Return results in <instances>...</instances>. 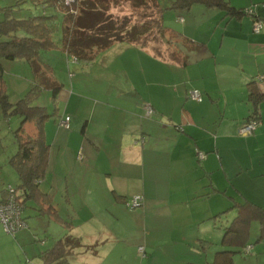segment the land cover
I'll use <instances>...</instances> for the list:
<instances>
[{
  "label": "crops",
  "instance_id": "obj_1",
  "mask_svg": "<svg viewBox=\"0 0 264 264\" xmlns=\"http://www.w3.org/2000/svg\"><path fill=\"white\" fill-rule=\"evenodd\" d=\"M229 3L253 13L228 14L218 5L197 2L189 9H169L162 17L167 24L172 21L167 26L180 38H187L186 46L178 45L181 61L114 41L97 52L115 50L103 62L110 69L101 75L106 88L85 87L68 71L69 87L61 82L51 96L57 105L43 122L48 156L42 182L47 176L61 177L43 189L51 193L57 215H39L48 218L50 234L69 233L85 247L68 255L72 264L211 261L216 250L228 247L216 225L223 214L215 221L212 216L234 200L264 207V27L252 28L254 15L264 21V0ZM198 30L205 34L197 35ZM5 59L17 68L13 72L25 87L31 79L29 63ZM0 65L7 92L6 64ZM247 81L262 94L255 100L260 122L252 132L240 134L255 102ZM191 88L202 92V100L188 97ZM145 104L154 108L152 114L145 115ZM64 115H70L68 127L58 123ZM20 122L21 117L16 124ZM23 126L34 132L28 122ZM198 150L204 157H198ZM134 195L142 197L141 203L126 207L123 200ZM234 213L227 210L225 218ZM249 232L248 244L239 252L264 256L261 221L253 220Z\"/></svg>",
  "mask_w": 264,
  "mask_h": 264
},
{
  "label": "trees",
  "instance_id": "obj_2",
  "mask_svg": "<svg viewBox=\"0 0 264 264\" xmlns=\"http://www.w3.org/2000/svg\"><path fill=\"white\" fill-rule=\"evenodd\" d=\"M33 4L43 8L41 14H31L22 17L12 15L14 3L0 5L4 17L0 19V57L26 60L32 71L33 83L14 102L9 100L4 81L0 73V107L2 114L7 117L16 114L21 117L20 125L13 129L17 142L16 151L9 156V162L17 173V182L14 184V193L19 203L25 206L30 203L38 214L56 216L52 205V195L44 191L41 182L44 179L47 163L48 144L44 140L43 122L53 114L47 111L44 105L36 104L35 98L42 89H50L54 97L60 89L51 74V65L40 57V52L54 46L52 37L53 20L56 14L62 16V35L59 41L60 48L72 57L91 60L100 49L108 47L118 40L132 42L149 49L146 44L154 41L156 46L149 49L154 56L165 60H180L181 54L178 45H187V38H180L169 26L163 23L165 9H189L193 3L218 5L228 14L244 13L245 7H234L229 0H172L169 5L162 6L158 0H153L156 9L153 14H140L133 23L126 15L120 16L110 11L111 6L121 0H31ZM129 1L137 7L147 6L150 0H123ZM21 0H16V3ZM46 7H51L52 13H46ZM57 16V15H56ZM255 18L258 16L254 15ZM259 19V18H258ZM173 44L168 51L167 44ZM2 66L0 65V69ZM264 94V93H262ZM252 85H249V95L253 101L261 98ZM258 101L254 102L253 109L246 116L259 118ZM154 109V108H153ZM32 120L35 131H25L23 124ZM7 189L3 186L0 195ZM123 200L127 205V200ZM128 208H134L127 205ZM234 209V215L227 220L225 212ZM224 217H223V215ZM222 215L216 223L221 228V243L228 247L216 250L214 259L202 263L188 262L187 264H234L232 254L243 251L247 245L249 228L253 220L261 221L264 230V207L249 199L234 200L231 206L214 214V221ZM22 216L25 219L26 216ZM203 241V240H202ZM201 241V242H202ZM200 242V244H201ZM203 247L205 243L201 244ZM80 241L77 237L67 233L54 240L50 247L40 252L43 264H72L68 255L77 247ZM243 247V248H242ZM145 255V254H144ZM143 255V256H144Z\"/></svg>",
  "mask_w": 264,
  "mask_h": 264
},
{
  "label": "rangeland",
  "instance_id": "obj_3",
  "mask_svg": "<svg viewBox=\"0 0 264 264\" xmlns=\"http://www.w3.org/2000/svg\"><path fill=\"white\" fill-rule=\"evenodd\" d=\"M159 3L164 5H169L172 0H158ZM241 3H247L250 0H239ZM14 3V10L12 11V15L16 17L27 16L31 14H41L43 8L40 5H35L31 0H21V2L16 3V0H0V5H6ZM146 4L147 6L137 7L131 4L129 1L121 0L120 3L111 6L110 11L114 12L120 16L126 15L129 16L131 23L134 22L139 16V13L142 15L153 14V10L156 9L154 1L150 0ZM245 5V4H244ZM253 5V4H251ZM249 6V5H248ZM51 7H46L45 12L52 13ZM169 9H165L164 17L168 14ZM171 12V11H170ZM57 15V16H56ZM52 17L53 20V31L52 37L55 41L53 47L49 50H44L40 52V57L42 59H47L48 63L53 67V76L54 78L61 84L64 82L69 87V82H65V80L69 81L68 71H73L76 74L77 79L82 81V85L85 87L92 88V86L96 89L106 88L108 82L105 78L101 77L103 71L109 72V68H103V62L107 61V57L109 54H114L115 50H111L110 53H107L106 50H102L95 56V62L92 63V60H84L78 59L73 60L72 56L66 54L61 48L59 41L61 39L62 30H61V15L56 14ZM171 16V14H170ZM4 17V12L0 9V19ZM166 18V17H165ZM164 18V19H165ZM172 18V17H171ZM164 21V20H163ZM167 24L165 21L163 22L166 25H170L172 21L167 19ZM176 25V24H175ZM178 26V25H177ZM179 28V27H178ZM205 34L202 30L197 31V35ZM150 46L149 49L153 46H156L154 41H149L146 46ZM168 51L172 50L173 44H167ZM152 49V48H151ZM150 49V50H151ZM1 64L5 66L6 70H4L3 75L9 80V88L7 89L8 97L11 102H14L19 98L33 83V75L31 72V84L30 81L27 83L25 87L21 86V81L19 77L15 76L14 70L17 68L12 66V63L6 61V59H0ZM74 61V62H71ZM6 62V63H5ZM88 67V68H87ZM87 68V69H86ZM101 69V70H100ZM190 72H194L192 67L188 69ZM7 71V72H6ZM186 74V69H185ZM95 74V76H94ZM76 77H71L72 81ZM247 79H244L246 81ZM13 81V84H12ZM247 84L250 85L251 82ZM88 84V85H87ZM36 104L44 105L47 111H50L53 105H57V103L53 104L51 101V91L50 89H42L40 94L35 98L34 101ZM59 108H62L58 105ZM53 117H49V119ZM19 116L16 114H11L7 117H4L2 114V109L0 107V182L2 185L10 183L12 186L17 182V174L15 169L12 167L10 162L8 161V155L12 154L17 147V142L15 140L13 130L18 124ZM31 126H33V131H35V126L32 120L27 121ZM59 123V121H58ZM60 170H58L59 173ZM61 176H54V178L47 176L45 181L42 182V188L46 190V183L50 182L52 179L54 182L58 183ZM3 181V182H2ZM4 183V184H3ZM60 198L61 195L57 194ZM132 197V196H131ZM124 205L126 206L125 202ZM127 207V206H126ZM138 207V206H137ZM136 208V207H135ZM23 215H26L25 221L26 224L19 229H17L14 233H8L3 229V226L0 222V264H43L40 252L47 247H50L54 242L55 238L60 237L59 234L53 233L47 226L48 218L46 216H42L39 214H35V211L31 208L29 203L23 209ZM56 227V226H55ZM85 227V226H81ZM46 228L48 230H46ZM80 229V227H79ZM58 236V237H57ZM121 244V243H120ZM80 248L85 249V247L80 246ZM80 250V249H78ZM81 250V251H82ZM141 254L139 253V258ZM142 258V257H141ZM145 258V257H143ZM233 260L235 264H264V256H255L254 251L248 254H244L243 252L234 253ZM77 262V260H75ZM131 262L132 259H131ZM141 261H137V264H140Z\"/></svg>",
  "mask_w": 264,
  "mask_h": 264
},
{
  "label": "built area",
  "instance_id": "obj_4",
  "mask_svg": "<svg viewBox=\"0 0 264 264\" xmlns=\"http://www.w3.org/2000/svg\"><path fill=\"white\" fill-rule=\"evenodd\" d=\"M245 11L248 13H253V9L248 7L245 8ZM262 27H264V21L253 17L252 28L254 31H259ZM76 59L75 57H72ZM188 97L197 101L202 100L203 94L197 88H191L187 93ZM145 115H150L154 112L153 107L150 104H145ZM69 118L70 115H64L59 119V124L68 127L69 126ZM260 120L256 117H250L246 119L238 128V132L240 134L250 133L254 130V128L259 124ZM197 155L199 158L204 157L205 152L202 150L197 151ZM7 189L6 193L1 196L0 195V222L3 226V229L8 233H14L17 229L24 226L26 224L25 219L22 216L23 206L18 202L14 193V186L10 183L5 185ZM142 197L140 195H134L129 200H127V205L130 207L137 206L141 203ZM139 251L142 255L145 254L143 246H138Z\"/></svg>",
  "mask_w": 264,
  "mask_h": 264
}]
</instances>
